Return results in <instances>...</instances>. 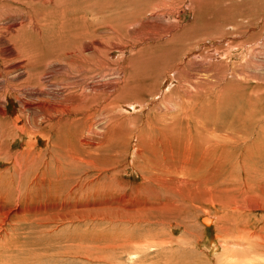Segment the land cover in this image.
Returning a JSON list of instances; mask_svg holds the SVG:
<instances>
[{"label":"bare ground","instance_id":"bare-ground-1","mask_svg":"<svg viewBox=\"0 0 264 264\" xmlns=\"http://www.w3.org/2000/svg\"><path fill=\"white\" fill-rule=\"evenodd\" d=\"M113 5L0 0V165L5 166L0 168V247L8 252L0 264H29L28 246H19L21 230H27L25 240L30 233L58 247L127 249L151 246L143 242L153 239L160 240L153 246H188L168 231L182 229L183 237H193L188 215L200 210L203 230L215 232L209 245L213 257H223V264H264V76L228 61L255 35L226 48L208 46L195 59L189 58L192 50L209 38L179 51L171 46L160 57L167 58L163 75L162 67L157 71L159 56L145 55L144 49L113 66L107 54L121 53L118 44L93 49L87 43L96 17L111 13ZM192 7V14L201 8L195 1ZM175 26L158 29L156 38L172 34ZM185 38L174 34L171 44ZM174 53L179 62L170 61ZM111 69L118 78L93 83L96 74L107 77ZM229 76L237 77V84H230ZM226 79L228 84H221ZM160 82L168 86L162 93ZM143 94L154 102L139 99ZM153 103L155 115L139 119ZM123 153L131 157L130 167L140 177L132 179L139 183L117 179ZM96 168L111 172L107 185H92ZM74 249L57 255L78 258Z\"/></svg>","mask_w":264,"mask_h":264},{"label":"rangeland","instance_id":"rangeland-1","mask_svg":"<svg viewBox=\"0 0 264 264\" xmlns=\"http://www.w3.org/2000/svg\"><path fill=\"white\" fill-rule=\"evenodd\" d=\"M96 1H97V3H96ZM139 1H141V2H139ZM143 1L144 2L149 1V2H147V3L145 2L146 3L145 4ZM153 1H155V2H153ZM153 1L152 0H115V1H113V0H101V1L100 0H93V3H95V4L109 3L110 2V3L114 4L113 5L114 7H112L113 13L112 12L111 13L109 12L107 14L103 13L101 16L96 17L98 19V21H96V23H95V27H94L95 29L93 28V31H95L94 36H92V38L90 40H87V43H89L93 49L94 48H102L103 49V48H108L110 46L112 47L113 45L118 44L121 53H119V51L112 50L111 52H109L107 54V56L108 57L110 56L109 59H110L111 63L113 64V66H115L116 64L122 66L128 62V60H129L128 58L134 57L135 53L139 54L140 51L143 49L146 53L145 55L150 56L151 54L154 53L153 55H155V57L159 56V58L160 57L162 58V56L166 54V50H168L171 46H176V49L179 51L181 49V47L189 44L190 41H194V40L196 41V40H200V39H204V38H209L208 40H206L204 42H200V44H198L194 47V49L192 50L193 54L190 53V55L192 54L191 57L189 56V54L186 55L187 58L185 57L186 59H188V56H189V58L195 59V58H197L196 56L199 53H201L204 48L206 49L208 46H209V48L212 47V49L226 48V46H227L226 44H229V42L232 44H239L240 42H243L247 39H250L252 35H255L254 36L255 39H253L255 42L253 41V43H249V45L247 44L243 48V50L239 48L235 52V54L232 56V59H230L228 61L231 64H234V65L236 64L237 67L239 66L238 69L240 68L239 69L240 71H244V72L251 73L254 75L264 76V70H263L264 69V40H263L264 34H262V36H260L262 28L264 27V0H253V1L252 0H246V1L245 0H197V1L196 0H186L187 2L185 0H183L182 1L183 3H180L181 4L180 6H179V4L174 5L172 0H165V1L161 0L162 1L161 3H160V0H153ZM194 1L198 5L200 4V7L202 8V9L201 8L195 9V10H197L198 15L192 14L193 13V7L192 6H193ZM156 2L158 4H156ZM186 3H188V4H186ZM144 5H145V7H144ZM205 5H207V6H205ZM137 8H139V9L137 10ZM121 9H122V11H121ZM133 9H134V11H133ZM198 10H201L202 12L198 11ZM203 10H204V12H203ZM114 12H116V13H114ZM126 12H128L127 13L128 15L125 14ZM136 12H137V14H136ZM110 14H111V16H110ZM194 16L196 19L193 18ZM242 17H244V18L242 19ZM247 19H249V20H247ZM254 20H256L257 22ZM103 21H105V22L103 23ZM241 21L245 24L244 27H241L242 26ZM98 23H100V24H98ZM229 23H233V24H237V25L226 26ZM114 24H115V26H114ZM174 24L175 25L177 24V26H175ZM116 25H118V26H116ZM171 26H175V28H174L175 30L172 32V34L167 33V35L165 34L164 37L160 36L161 38H156L157 33L159 34L163 29L167 30ZM111 27H112V29H111ZM161 28H163V29L161 30ZM178 28H179V31L177 30ZM231 28H233V29L231 30ZM149 29H151V30H149ZM158 29L160 30V32ZM181 29L183 30V32L182 31L180 32ZM214 29H215V32H214ZM243 30H244V32H243ZM185 31H186V33H185ZM188 31H190V32H188ZM150 32H153V33H150ZM178 32H180V33H178ZM187 32H188V34H187ZM257 32H260V33H257ZM114 33L116 34L115 38L113 37L115 35ZM142 33H144V34H142ZM181 33H183L186 36L185 40L182 39V41L177 43V45L171 44V40L174 38V34L175 35H181ZM201 34L202 35L204 34V35L201 36ZM198 36H199V38L197 39L196 37H198ZM210 37H211V39H213V41L210 39ZM130 38L132 39V41ZM120 42H121V44H120ZM125 42H126V44H125ZM135 43L137 44V46L134 45ZM152 44L153 45L155 44V45L153 46ZM210 44H212V45H210ZM123 48H127L126 50L130 49L131 54H133V56L131 55L129 57L130 50L123 52L124 51V50H122ZM151 51H153V52H151ZM238 52H239V55H237ZM156 54H158V55H156ZM118 58H120V61L117 60ZM161 58L158 61L159 67L157 68V71L158 70L160 71V68L162 67V70L160 71L159 75L160 74L163 75L166 72L165 71L166 69L164 68L165 63H163L162 61L163 60L167 61V58H164L162 61H161ZM246 58L249 60H247ZM121 61H123V62L121 63ZM170 61L171 62H179L180 60L178 59L176 53H174L173 58L170 59ZM235 61H236V63H235ZM252 61L255 62L256 64H253ZM240 63H242V64H240ZM243 64H245V65H243ZM240 65H242V66H240ZM242 68H243V70H242ZM255 68H256V70H255ZM259 68H260V70H259ZM104 75L105 74H102L100 76L99 74H96L95 75L96 77H94V79H96V80H93V83L94 84L97 83L96 85H101V83H103V81H105V82L106 81H112V80H115L116 78H118V76H117L118 73L113 69L107 71V77H104ZM171 75L173 76V74H171ZM229 78L230 79L232 78L231 79L232 82L230 84H232V85L237 84V82H238L237 77L229 76ZM229 78H228V80H230ZM226 82L228 84L227 79H226V81H223L221 84L225 85ZM149 83L150 82H148L147 86H150L151 83L150 84ZM153 83L151 84L152 86H153ZM156 84L158 85L157 88L161 89V93L164 89L167 90V88H168V86H165V87L162 86L161 87L160 86L161 82L159 84L158 83H156ZM164 84L165 83H162V85H164ZM153 89H155V87ZM167 94H169V92H167ZM157 97H155V99ZM141 98H142V101H144V102L146 99H148V102L154 100V97L148 96L147 94L140 95L139 99H141ZM152 102H154V101H152ZM157 102L158 101H156V103ZM156 103H153L149 107L150 108L149 110H146L144 113H141V115L139 116L140 117L139 119H141L142 117L144 119H146L147 117L154 116L155 114H153V113H156V111H155L156 105H157ZM153 105H155V106H153ZM153 107H154V109H153ZM261 108L264 109V103L262 104ZM147 112H148V114H147ZM145 114H146V116H145ZM134 144L135 143H133V145ZM124 154L125 153H123V155L120 157L119 163L120 162L121 163L120 164L118 163L119 165H117L118 166L117 169L121 172V174L117 177V179L120 180V182L122 179H125L126 181L129 182L128 183L129 185H131V184L133 185L134 183H139V182H135V180L132 179V178H135V176H136L137 180H139L140 177H138L139 174L134 173V170L130 167L131 157L127 156V155L125 157ZM125 158H127V159H125ZM3 165L4 164H1L0 168H2ZM127 165H129V167ZM119 167H120V169H119ZM97 168H99V167H97ZM97 168L94 169L93 173H92L93 179H94L92 185H95V184L96 185H102V186L107 185V183L110 182V180L112 179V178L111 179L109 178L110 176H112L111 172L109 174L106 171H103L100 173V172H98L99 170ZM132 170H133V172H132ZM99 173H100V175H99ZM128 191H130V189ZM205 207H206V209H211L210 206H205ZM193 213L189 214L190 216L188 215V220L191 222L192 228L194 227L193 229L196 230V233H197V234H194L193 237H188V236L183 237L182 235L184 232L181 231L182 229L172 230V228H171L170 230L172 233L170 231H168V234L173 235L172 237L175 240H178V242L179 241L188 242L189 243L188 246L177 245V242H173L172 246H168V247L167 246H161V245L160 246H153L152 243L159 245V241H160V240L158 241L157 239H153L150 241L148 240V242L147 241L143 242L145 245H147L149 243L148 245H151V246H129L127 249H123L120 246H105V245H98V244H91L90 246H74V247L73 246H59L58 247V246H49V242H48V240L45 239V237L42 239V241H38V238H36V236H34L33 234L31 235L30 233L26 235V240H25L23 233L26 232L27 230H21L22 234H21V236H19V238H20L19 239L20 240L19 246L20 247H23L22 245L28 246V247H26V250L30 251V252H28L29 261L30 262L34 261L33 263L29 262V264H223V261H221V259H223V257L218 256V255L213 257L212 247L209 246L210 245V239L213 238L215 232H212V234H209L212 231L211 230L208 233H206L203 230V228L201 227V220L203 218L202 217L203 211L200 210L199 212L197 211L195 214H193ZM191 219H192V221H191ZM201 234H202V236H200ZM0 235H1V233H0ZM32 236H33V238H32ZM198 237H200V238H198ZM27 239H29V240H27ZM31 239H33V241ZM186 239H187V241H186ZM154 241H156V242H154ZM190 242H191V245H190ZM138 243H139L138 245H142V242H138ZM65 244H69V243H65ZM67 248H71V249L75 248L76 251L79 250L77 252L78 253L77 256H79V257L77 258L76 256L67 257V255H59V256L57 255L59 253V251H64ZM0 249H1L0 257L5 255L6 253H8L7 249L5 247L2 246V247H0ZM37 249H40V251ZM3 251H4V253H3ZM50 251H51V253H49ZM17 254L14 253L13 255L18 256ZM219 255H221V254H219ZM66 259L68 260L67 262H66ZM0 263H2V262H0ZM4 263H5V261H4Z\"/></svg>","mask_w":264,"mask_h":264}]
</instances>
